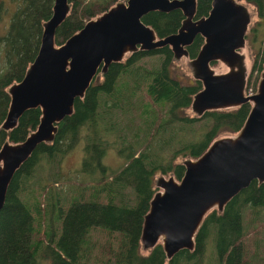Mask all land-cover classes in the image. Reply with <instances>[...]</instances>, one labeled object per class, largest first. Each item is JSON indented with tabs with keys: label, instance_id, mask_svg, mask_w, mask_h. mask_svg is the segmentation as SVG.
<instances>
[{
	"label": "trees",
	"instance_id": "obj_1",
	"mask_svg": "<svg viewBox=\"0 0 264 264\" xmlns=\"http://www.w3.org/2000/svg\"><path fill=\"white\" fill-rule=\"evenodd\" d=\"M16 1L8 30L0 36L4 59L0 66V124L10 101L7 87L22 78L34 58L42 22L50 16L53 4V0ZM116 1L68 0V14L55 31L56 44ZM248 1L264 17V0ZM210 3L211 0H196L195 16L206 15ZM183 18L182 11L176 8L149 11L142 21L152 26L158 36H164L176 31ZM202 43L203 37L197 34L187 46L190 58ZM150 54L158 56L156 64H137ZM263 60L261 50L250 72L251 75L256 71V79ZM201 87L199 79L180 69L168 45L136 50L123 60L110 63L104 73H97L83 97L75 98L72 113L58 122L53 141L39 143L15 171L0 209V264H38L41 260L47 264H90L91 259L95 264H204L209 241L217 255L212 264H264V254L254 259L255 250L249 252L244 241L247 231L242 224L243 211L248 209L255 232H260L259 224L264 225V182L256 180L231 198L222 211L213 208L207 212L195 234L193 250L180 249L167 259L159 242L146 251L141 247L143 217L157 189L155 175L180 178L184 158L200 155L217 136L238 131L249 112V102L229 109L206 110L200 115L188 112L193 95ZM133 97L144 116V126H138L130 140L112 117L122 113ZM40 115V107L29 108L12 129L0 127V147L6 140H22L38 124ZM143 127L145 131L140 134ZM80 145L84 152L80 167L61 169L59 162L51 174L55 181H68L67 188L75 190L66 192L62 201L56 186L46 181L39 184L35 194V171L44 164L51 167L62 161ZM109 147L117 148V154L124 157L114 169L103 162ZM73 170L92 178L93 183L84 177L70 181L69 171ZM112 196L118 202L110 200ZM48 214L61 217L57 229L47 224L41 227V217ZM95 229L105 235L103 241L94 235Z\"/></svg>",
	"mask_w": 264,
	"mask_h": 264
},
{
	"label": "water",
	"instance_id": "obj_2",
	"mask_svg": "<svg viewBox=\"0 0 264 264\" xmlns=\"http://www.w3.org/2000/svg\"><path fill=\"white\" fill-rule=\"evenodd\" d=\"M176 8L184 18L165 36L159 37L142 21L149 11ZM195 10L196 0H119L56 44L55 31L68 14L69 2L53 0L34 58L22 78L7 87L10 101L1 128L12 129L29 108L40 107L41 115L22 140H6L0 147V209L15 171L39 143L53 141L58 122L72 113L75 98L83 97L95 75L135 50L164 45L170 46L176 60L184 57L192 76L201 81L191 100L192 112L200 115L246 102L250 109L238 131L217 136L200 155L184 158L180 178L155 175L157 189L141 226L142 249L159 242L167 259L180 249L193 250L207 212L222 211L252 180L264 182V60L255 91L245 93L249 69L245 41L252 11L242 0H211L208 14L201 17H195ZM197 34L204 40L189 58L186 47ZM216 62L220 65L214 66Z\"/></svg>",
	"mask_w": 264,
	"mask_h": 264
},
{
	"label": "rangeland",
	"instance_id": "obj_3",
	"mask_svg": "<svg viewBox=\"0 0 264 264\" xmlns=\"http://www.w3.org/2000/svg\"><path fill=\"white\" fill-rule=\"evenodd\" d=\"M95 1H101V0H95ZM245 1V0H243ZM253 4V3H252ZM251 5V4H250ZM17 8V1L16 0H0V36L4 35L9 27V23L11 20V16L14 13V11ZM251 8H253L252 13H253V18L248 26L247 32H246V53H247V58L249 60V69L247 72V79L249 78V86H255L256 84V71H254L250 76H249V70L253 64L254 59L256 58L257 54L259 52H261V50H264V29L262 27V25H258L259 22V15L257 12L256 7H254L253 5H251ZM257 27L258 29L255 30L254 28ZM254 32H256V34H254ZM2 44L0 43V66L4 65V59H3V51H2ZM158 56L156 54H150V55H146L142 58H140L137 61V64H144V65H153L156 64L155 62H157ZM218 64V63H217ZM213 64L214 66H219L220 64ZM177 65L180 67L181 70H183L185 73L187 74H191V71L189 69V67L187 66L184 57L181 58L180 60L177 61ZM219 69V68H218ZM249 76V77H248ZM110 102V100H109ZM137 103V98L133 97V101L132 103L127 106L125 108V110L122 111V113H119L118 115H113V119H116L119 122V126H121V131L122 133L125 134V136L131 140V136L133 133H135V131L137 130L138 126H144L143 123V118L144 116H142L140 114V107L136 105ZM188 112L192 113V110L189 108H187ZM117 112V111H116ZM140 114V115H138ZM145 131V127H143L140 130V134H143ZM112 138V137H110ZM110 145V144H108ZM77 147V146H76ZM81 148V149H80ZM80 148H76V150L71 151L69 154H67L63 160L55 162L51 167H49L48 165L46 166V164H44V166L39 167L36 171H35V176L33 179V187L35 188V194L39 192V184L46 182V181H50L54 184V186H56V189L58 192L61 193V195L63 196L62 201L65 199L64 194H69L72 190H75L73 188H67L69 182L65 181V182H61V180H57L55 181L53 176L51 175L53 173V171L56 169V165L60 162V168H64V169H68L70 170V168H73L75 170V168H79V164L81 161V157L84 154V152L82 151V147L80 145ZM75 149V148H73ZM119 150V148H118ZM119 154V152H118ZM117 154V148H112L109 147L107 152L104 153L103 155V162L106 163L107 165L111 166L113 169L115 167L120 166V164H122V161L124 160L123 155L118 156ZM73 171H69V175L70 177H72L73 182H76V180L82 179L83 177L86 180H89L91 183H93V179L87 177L86 175H82L79 172H74ZM76 173V174H75ZM58 175V171L56 172V176ZM168 175V174H166ZM91 176V175H89ZM38 178H41L42 181L38 180ZM27 193V192H26ZM25 195V194H24ZM134 196V193H133ZM25 197H27V195H25ZM38 197L41 200L46 201V204L48 203V200L41 194H38ZM114 196H112V198L110 200L114 201V202H118L116 200L113 199ZM102 199V198H101ZM103 201H107V199L105 197H103L102 199ZM44 201H42L44 203ZM69 204V203H68ZM246 209V208H245ZM263 210V215L261 216V220L264 224V207L262 208ZM59 212V211H58ZM58 220L60 221V225H61V217L56 218L54 216H50L49 214L47 216H42L41 217V227H44V224L50 225L52 226L54 229H57L58 227ZM252 220V213L251 211H249L247 209V211L245 212V210L243 211V215H242V224L244 226V229L247 231L246 233V237L244 239L245 244L249 250V252H253L255 250V252L252 254L255 256L254 259H258L259 255L264 254V225L261 226L262 224H259V229L260 232L256 233L255 230L253 229V222ZM44 222V223H43ZM43 223V224H42ZM60 231V228L58 229V233ZM93 233L95 236H97V238L99 237L102 241L103 238L105 237L104 234L98 233L95 230H93ZM115 241V240H114ZM209 243H212L211 241H209L207 243V247H206V251H205V257H204V264L211 262L214 263L217 260V255H216V250H215V246L210 245ZM210 247V248H209ZM212 247V248H211ZM143 251H146L143 249ZM214 254V256H213ZM38 264H47V261L45 260H41L39 261ZM90 264H95V260L91 259L90 260Z\"/></svg>",
	"mask_w": 264,
	"mask_h": 264
},
{
	"label": "flooded vegetation",
	"instance_id": "obj_4",
	"mask_svg": "<svg viewBox=\"0 0 264 264\" xmlns=\"http://www.w3.org/2000/svg\"><path fill=\"white\" fill-rule=\"evenodd\" d=\"M119 1V0H118ZM243 1V0H242ZM245 2L246 3H248V5H249V7H250V9H251V11L253 10V8H251V5H253L254 7H256V5L253 3L252 4V2L251 1H248V0H245ZM251 4V5H250ZM210 6H211V3H210ZM179 9V8H178ZM210 9V8H209ZM256 9H257V12H258V7H256ZM106 10V9H105ZM153 11V10H152ZM103 12V11H102ZM164 12H167V11H164ZM209 12V11H208ZM148 13V12H147ZM208 14V13H207ZM206 14V15H207ZM258 15H259V17H260V19H259V22H258V25H262V27H263V29H264V26H263V24H264V17L263 16H261L259 13H258ZM202 16H204V15H202ZM196 17V16H195ZM199 17V16H198ZM201 17V16H200ZM252 18H253V13H252ZM183 20V19H182ZM153 28V27H152ZM179 28V27H178ZM154 29V28H153ZM255 30H257L258 28L257 27H255L254 28ZM156 32V31H155ZM175 32V31H174ZM172 33V32H171ZM157 34V33H156ZM254 34H256V32H254ZM167 35V34H166ZM247 35V34H246ZM165 36V35H164ZM159 37H162V36H159ZM195 38V37H194ZM203 40H204V38H203ZM191 44V43H190ZM189 44V45H190ZM165 46V45H164ZM169 46V45H168ZM161 47V46H160ZM170 47V46H169ZM171 49V48H170ZM186 49H187V47H186ZM138 50H140V49H138ZM142 50H145V49H142ZM136 51V50H135ZM149 51V50H148ZM134 52V51H133ZM172 54H173V52H172ZM188 54V53H187ZM197 54V53H196ZM128 55V54H127ZM126 57V56H125ZM124 57V58H125ZM189 57V56H188ZM123 58V59H124ZM173 58H174V56H173ZM181 58H183V57H181ZM190 58V57H189ZM122 59V60H123ZM174 60H176L175 58H174ZM180 60V59H179ZM176 61H178V60H176ZM219 63V62H218ZM215 64H217V62L215 63ZM252 67V66H251ZM261 70H262V68H261ZM261 70H260V72H261ZM250 72H251V68H250V70H249V76H250ZM260 72H259V75H260ZM259 75H258V78L256 79V84H255V87H253V88H251V87H249V86H247V83H248V79H247V82H246V86H245V93L246 94H249V93H252L253 91H255V89H256V85H257V81H258V79H259ZM191 76H192V74H191ZM248 76V77H249ZM193 77V76H192ZM194 113V112H193ZM196 115H198V114H196ZM226 205V204H225Z\"/></svg>",
	"mask_w": 264,
	"mask_h": 264
}]
</instances>
